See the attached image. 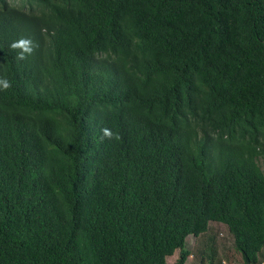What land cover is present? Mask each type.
<instances>
[{
	"label": "trees",
	"instance_id": "obj_1",
	"mask_svg": "<svg viewBox=\"0 0 264 264\" xmlns=\"http://www.w3.org/2000/svg\"><path fill=\"white\" fill-rule=\"evenodd\" d=\"M10 1L0 264H185L211 223L258 264L264 0Z\"/></svg>",
	"mask_w": 264,
	"mask_h": 264
},
{
	"label": "rangeland",
	"instance_id": "obj_2",
	"mask_svg": "<svg viewBox=\"0 0 264 264\" xmlns=\"http://www.w3.org/2000/svg\"><path fill=\"white\" fill-rule=\"evenodd\" d=\"M10 2L15 6L19 4L18 0ZM186 249L191 255L185 264H202L203 259L211 254L214 255L216 264H242L233 249V238L222 224L211 223L209 231L200 238L189 236L186 239ZM177 257L178 253L168 260V264H175ZM258 264H264V250L260 254Z\"/></svg>",
	"mask_w": 264,
	"mask_h": 264
},
{
	"label": "clouds",
	"instance_id": "obj_3",
	"mask_svg": "<svg viewBox=\"0 0 264 264\" xmlns=\"http://www.w3.org/2000/svg\"><path fill=\"white\" fill-rule=\"evenodd\" d=\"M12 47L21 49V51L18 53L19 59H24L25 55L30 54L32 51L31 41L28 39H21L18 42L13 43ZM9 86H10L9 81L0 80V88L7 89ZM104 135L110 136L111 132H109V130L105 129Z\"/></svg>",
	"mask_w": 264,
	"mask_h": 264
}]
</instances>
